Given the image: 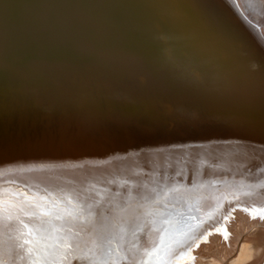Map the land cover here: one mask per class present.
<instances>
[{
    "label": "bare ground",
    "instance_id": "1",
    "mask_svg": "<svg viewBox=\"0 0 264 264\" xmlns=\"http://www.w3.org/2000/svg\"><path fill=\"white\" fill-rule=\"evenodd\" d=\"M0 189V264H264V0H0Z\"/></svg>",
    "mask_w": 264,
    "mask_h": 264
},
{
    "label": "snow or ice",
    "instance_id": "2",
    "mask_svg": "<svg viewBox=\"0 0 264 264\" xmlns=\"http://www.w3.org/2000/svg\"><path fill=\"white\" fill-rule=\"evenodd\" d=\"M7 195L8 194H7V191L6 190L0 189V208H8L10 206L11 207H18V205H9L8 199H3V197H6ZM25 199L27 200V197ZM24 215H32V214L31 213H28V212H25ZM8 219L9 220H13V219L19 220V223L23 226V228H25V229L28 228V224L24 223V221L22 219H20L19 216H17V217H11L10 216ZM29 235H32V232L31 231L29 232ZM24 243L25 244H28V243H30V241L25 240ZM23 246L24 245H18L17 247L22 248ZM29 251H31V250H29ZM19 256H20V253L18 251H16L14 253V259L17 258V257H19ZM33 264H42V261L39 260V259H36V260L33 261Z\"/></svg>",
    "mask_w": 264,
    "mask_h": 264
},
{
    "label": "rangeland",
    "instance_id": "3",
    "mask_svg": "<svg viewBox=\"0 0 264 264\" xmlns=\"http://www.w3.org/2000/svg\"><path fill=\"white\" fill-rule=\"evenodd\" d=\"M246 15H247L248 17L252 18L253 20H254V19H257V17H256L252 12H247ZM214 250H215V248H214Z\"/></svg>",
    "mask_w": 264,
    "mask_h": 264
}]
</instances>
